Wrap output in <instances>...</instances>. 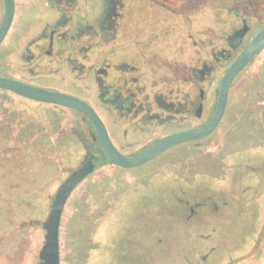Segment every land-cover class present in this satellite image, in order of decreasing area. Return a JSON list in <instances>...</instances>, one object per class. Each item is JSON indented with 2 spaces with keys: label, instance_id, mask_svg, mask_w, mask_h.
I'll list each match as a JSON object with an SVG mask.
<instances>
[{
  "label": "flooded vegetation",
  "instance_id": "1",
  "mask_svg": "<svg viewBox=\"0 0 264 264\" xmlns=\"http://www.w3.org/2000/svg\"><path fill=\"white\" fill-rule=\"evenodd\" d=\"M4 13L0 0V24ZM263 27L264 0H13V18L0 42L5 49L0 54V77L81 99L96 112L116 149L132 158L160 138L207 121L216 109L225 71ZM263 49L264 44L237 75ZM172 56H187L186 75L180 80L186 90L168 87L173 80L166 77L178 74L177 59L168 60ZM259 95L257 113L264 134V90ZM23 100L50 104L63 113L55 115L50 129L29 116L24 124L12 121ZM6 114L12 117L5 120ZM224 115L225 109L209 134L185 142L216 132ZM34 132H54L58 141ZM66 132H72L83 149L78 166L91 155L94 169L108 163L86 116L0 89V151H21V146L45 135L50 147L43 152L48 155L68 138ZM235 153L231 164L250 169L245 176L240 171L235 175L239 183L247 184L241 185L239 194L247 195L250 184H264V152L246 146ZM212 189L200 191L196 186L193 200H184L185 219L199 247L213 244L218 219L230 211L224 188ZM202 225L209 232L198 233Z\"/></svg>",
  "mask_w": 264,
  "mask_h": 264
},
{
  "label": "rangeland",
  "instance_id": "2",
  "mask_svg": "<svg viewBox=\"0 0 264 264\" xmlns=\"http://www.w3.org/2000/svg\"><path fill=\"white\" fill-rule=\"evenodd\" d=\"M4 50L0 47V54ZM173 59H177L178 74L166 77L173 80L168 87L186 90L180 80L186 75L187 56L168 58ZM220 76L221 72L216 80ZM263 90L264 49L234 78L225 121L216 132L175 145L135 168L98 164L64 205L59 226L60 264H264V184L252 183L251 193L239 194L241 185L247 184L239 183L235 175L240 171L245 176L250 169L230 162H235L231 158L239 147L264 152L263 119L257 113ZM17 106L13 117L3 115L5 120L12 117L24 124L30 117L50 129L55 115L63 113L56 106L34 101H18ZM39 133L55 139L54 132ZM66 135L48 155L43 152L50 147L45 135L21 146V151L1 153L0 264L39 263L45 234L42 222L54 192L66 173L83 160L77 138L72 132ZM196 186L200 191L224 188L229 199L230 211L218 219L212 235L215 241L211 239L213 244L206 247H199L185 219L184 200H193ZM197 232L205 234L209 228L202 225ZM210 245L215 247L208 249Z\"/></svg>",
  "mask_w": 264,
  "mask_h": 264
},
{
  "label": "water",
  "instance_id": "3",
  "mask_svg": "<svg viewBox=\"0 0 264 264\" xmlns=\"http://www.w3.org/2000/svg\"><path fill=\"white\" fill-rule=\"evenodd\" d=\"M4 5L5 13L0 24V42L5 36L13 18V0H4ZM263 44L264 27L237 55L235 60L225 71L218 90L216 109L207 121L194 128L160 138L143 152L132 158L123 156L116 149L96 112L81 99L69 94L26 85L17 80L3 77H0V89L11 91L32 100L64 106L83 114L95 127L97 131L96 136L107 157L108 163L125 168H133L152 160L178 143L201 138L209 134L217 126L224 112L231 82ZM92 159L93 155L83 164L72 170L55 190L48 214L42 222V227L45 231L44 243L38 254L42 264H60L59 226L62 211L74 188L93 171L94 163Z\"/></svg>",
  "mask_w": 264,
  "mask_h": 264
},
{
  "label": "trees",
  "instance_id": "4",
  "mask_svg": "<svg viewBox=\"0 0 264 264\" xmlns=\"http://www.w3.org/2000/svg\"><path fill=\"white\" fill-rule=\"evenodd\" d=\"M1 139H2V137L0 136V143H3V142L1 141ZM1 153H6V152H3V150L0 151V156H4V155H1ZM12 154H13V153H12Z\"/></svg>",
  "mask_w": 264,
  "mask_h": 264
}]
</instances>
